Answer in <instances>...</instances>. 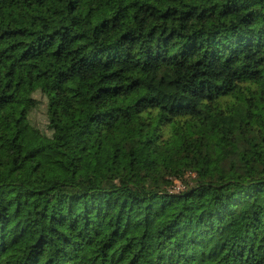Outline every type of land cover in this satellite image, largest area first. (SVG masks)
<instances>
[{"label":"trees","instance_id":"obj_1","mask_svg":"<svg viewBox=\"0 0 264 264\" xmlns=\"http://www.w3.org/2000/svg\"><path fill=\"white\" fill-rule=\"evenodd\" d=\"M0 264H264V0H0Z\"/></svg>","mask_w":264,"mask_h":264},{"label":"rangeland","instance_id":"obj_2","mask_svg":"<svg viewBox=\"0 0 264 264\" xmlns=\"http://www.w3.org/2000/svg\"><path fill=\"white\" fill-rule=\"evenodd\" d=\"M28 68L32 75V79L35 85H41L44 87L56 86L60 83V65L56 59L53 57H45L39 60L36 64H28ZM28 96L26 90H22L19 99L25 100ZM35 97L40 101L41 105L38 110H36L32 115V121L37 124L40 128L46 126L45 122V109H46V100L40 93H37ZM128 164L126 158L120 159L116 165L118 167ZM25 175L29 179L32 187L40 188L44 187L48 183L43 181L34 171L33 164L27 163L25 166ZM183 185L180 182H177L176 191L183 189Z\"/></svg>","mask_w":264,"mask_h":264}]
</instances>
